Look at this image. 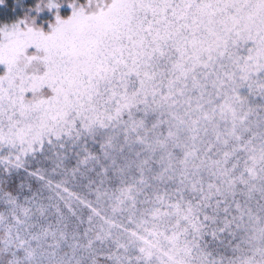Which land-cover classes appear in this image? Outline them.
I'll return each instance as SVG.
<instances>
[{
    "label": "snow or ice",
    "instance_id": "obj_1",
    "mask_svg": "<svg viewBox=\"0 0 264 264\" xmlns=\"http://www.w3.org/2000/svg\"><path fill=\"white\" fill-rule=\"evenodd\" d=\"M67 3L0 22V264H264V0Z\"/></svg>",
    "mask_w": 264,
    "mask_h": 264
},
{
    "label": "trees",
    "instance_id": "obj_2",
    "mask_svg": "<svg viewBox=\"0 0 264 264\" xmlns=\"http://www.w3.org/2000/svg\"><path fill=\"white\" fill-rule=\"evenodd\" d=\"M60 2V0H58ZM36 0H6V3L0 5V22H10L22 15L31 7V14L37 17V24L48 27L44 23L47 20L55 21V13L59 11V14L63 18H67L71 14V7L67 3V0L61 2L60 8L49 10L44 8L41 12L36 13L34 5ZM34 8V9H33Z\"/></svg>",
    "mask_w": 264,
    "mask_h": 264
},
{
    "label": "rangeland",
    "instance_id": "obj_3",
    "mask_svg": "<svg viewBox=\"0 0 264 264\" xmlns=\"http://www.w3.org/2000/svg\"><path fill=\"white\" fill-rule=\"evenodd\" d=\"M34 9V8H33ZM49 21H51V20H47V22H45L44 24L46 25V26H48V22ZM51 22H53V21H51ZM43 27V29L45 30V31H48L49 30V26L48 27H44V26H42ZM29 51H32V49H30ZM4 68H5V66L4 65H2V64H0V72H3L4 71Z\"/></svg>",
    "mask_w": 264,
    "mask_h": 264
}]
</instances>
